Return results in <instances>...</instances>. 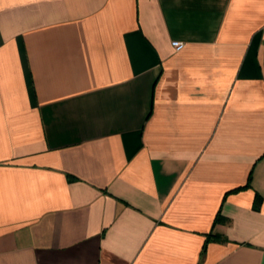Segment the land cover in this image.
<instances>
[{
    "label": "crops",
    "instance_id": "1",
    "mask_svg": "<svg viewBox=\"0 0 264 264\" xmlns=\"http://www.w3.org/2000/svg\"><path fill=\"white\" fill-rule=\"evenodd\" d=\"M0 264H264V0H0Z\"/></svg>",
    "mask_w": 264,
    "mask_h": 264
},
{
    "label": "built area",
    "instance_id": "2",
    "mask_svg": "<svg viewBox=\"0 0 264 264\" xmlns=\"http://www.w3.org/2000/svg\"><path fill=\"white\" fill-rule=\"evenodd\" d=\"M172 44L175 48H178L182 45V42L181 41H173Z\"/></svg>",
    "mask_w": 264,
    "mask_h": 264
},
{
    "label": "trees",
    "instance_id": "3",
    "mask_svg": "<svg viewBox=\"0 0 264 264\" xmlns=\"http://www.w3.org/2000/svg\"><path fill=\"white\" fill-rule=\"evenodd\" d=\"M258 203H259V200L256 199V200H255V204L258 205ZM256 205H255V206H256Z\"/></svg>",
    "mask_w": 264,
    "mask_h": 264
}]
</instances>
